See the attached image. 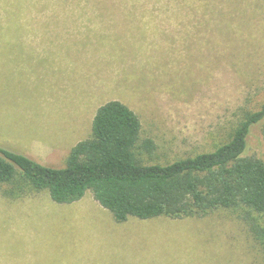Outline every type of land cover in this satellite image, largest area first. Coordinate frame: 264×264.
Returning <instances> with one entry per match:
<instances>
[{"label": "rangeland", "instance_id": "obj_1", "mask_svg": "<svg viewBox=\"0 0 264 264\" xmlns=\"http://www.w3.org/2000/svg\"><path fill=\"white\" fill-rule=\"evenodd\" d=\"M0 0V145L61 168L120 100L147 163L215 148L264 101V0ZM250 153L264 158L256 128ZM117 222L91 191L57 203L0 187V264H264V214Z\"/></svg>", "mask_w": 264, "mask_h": 264}, {"label": "trees", "instance_id": "obj_2", "mask_svg": "<svg viewBox=\"0 0 264 264\" xmlns=\"http://www.w3.org/2000/svg\"><path fill=\"white\" fill-rule=\"evenodd\" d=\"M208 1H201L205 10ZM253 128L264 142V101L256 110L245 109L213 150L147 163L137 150L152 152L155 144L142 139L139 116L110 100L97 109L91 136L72 147L64 167L0 145V187L13 199L46 190L57 203L78 201L91 191L117 222L232 209L256 229L255 214H264V158L248 151Z\"/></svg>", "mask_w": 264, "mask_h": 264}]
</instances>
